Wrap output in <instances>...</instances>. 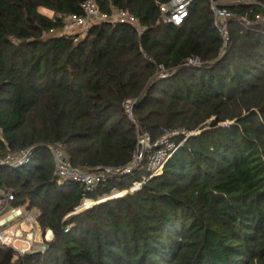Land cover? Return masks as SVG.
<instances>
[{"label":"trees","instance_id":"obj_1","mask_svg":"<svg viewBox=\"0 0 264 264\" xmlns=\"http://www.w3.org/2000/svg\"><path fill=\"white\" fill-rule=\"evenodd\" d=\"M169 1L99 0L144 33L101 23L78 39L59 33L86 0H0V154L35 147L26 165L0 167V190L38 212L47 247L21 256L0 245V264H264V25L229 22L224 50L208 0H195L181 27L160 21ZM214 1L238 16L263 12L264 0ZM127 101L154 140L193 135L140 190L70 216L84 190L56 176L48 146L62 144L78 168L126 166L136 147ZM141 181L114 178L86 198Z\"/></svg>","mask_w":264,"mask_h":264},{"label":"built area","instance_id":"obj_2","mask_svg":"<svg viewBox=\"0 0 264 264\" xmlns=\"http://www.w3.org/2000/svg\"><path fill=\"white\" fill-rule=\"evenodd\" d=\"M99 0H86L82 5L84 16H70L64 21L63 30L59 36L75 33L76 31L88 32L93 26L101 23L118 24L129 23L138 27L139 33L143 34L145 29L140 27L139 21L132 17L128 12L117 7L111 8V13L102 10L98 3ZM111 1V0H104ZM195 0H170L167 3L159 4L161 11L160 21L165 24H172L177 27L183 26L190 16V10ZM210 2L211 10L214 13L215 25L220 31L224 41V50L228 46L230 37L228 31L229 22H238L247 32L255 31V26L264 25V5H261L263 12L258 13L250 18L248 14L238 16L236 13L228 10L219 2L208 0ZM252 4L247 1L232 2L231 5ZM54 19V18H53ZM55 20V19H54ZM190 64L199 65L198 59H190ZM172 73L162 71L161 79L168 78ZM137 101H127L124 104V110L128 118L136 126V147L132 154L129 164L119 168L113 167H99L94 169L78 168L73 166L71 159L62 144L49 145L48 150L51 153L55 168L56 176L63 180H68L72 183L80 185L84 190V200L81 207L77 208L76 212L70 216L77 215L84 210L83 206L90 200L86 198L87 194L93 193L101 184L108 180L124 177V176H141V182H135L133 186L124 192H117L118 194L111 196L113 198L121 197L122 193H133L140 190L143 184L150 179L162 174L166 164L173 158V156L180 150L185 141L193 135L184 130L165 131L164 134L157 140H154L151 135L145 132L142 126L134 118V108ZM184 138L177 141L179 137ZM35 147L22 150L18 153L0 154V167H21L30 162ZM124 196V195H122ZM111 197L101 199L95 204L104 202ZM14 200V196L6 189L0 190V245L13 248L19 255L23 256L29 252H45L47 250L45 243L36 242V232L29 234L28 247L26 250H18L13 242V235L10 236L7 230L4 229L10 222H19L36 228V219L38 213L33 211H26L25 208H14L10 206V202ZM94 204V205H95ZM93 206V205H92ZM90 206V207H92ZM89 209V208H88ZM17 224V223H16ZM21 225V224H20ZM16 236L19 237V231ZM45 240L50 241L48 232L45 235Z\"/></svg>","mask_w":264,"mask_h":264},{"label":"rangeland","instance_id":"obj_3","mask_svg":"<svg viewBox=\"0 0 264 264\" xmlns=\"http://www.w3.org/2000/svg\"><path fill=\"white\" fill-rule=\"evenodd\" d=\"M39 11L42 14H44L45 16L49 17V18L53 19L55 17V14L53 12L48 11V10H46L44 8H41ZM75 33H76V35H79L78 39H83V38H85L87 36V32L86 31H83V32L76 31ZM117 194H118L117 192H114V193H112V196L116 197L115 195H117ZM124 195H125V193H124ZM90 205H92V202L90 203ZM33 212L36 213V214L38 213L36 210H34ZM21 220L22 219L18 220L19 222H16L17 224L16 223L13 224L15 229H12V230L10 229L9 231H7L8 232L7 234L10 235V236H12L14 234L12 239H13V242H14V240L16 242L15 243L16 248L18 250H22V249L26 250V248L28 247V239L27 238L30 237L29 234L33 233L34 231L37 233L36 242L42 243L41 234L39 232H37L36 228L33 230L32 227L23 224V222ZM17 231H19V237L16 236V234L18 233Z\"/></svg>","mask_w":264,"mask_h":264},{"label":"crops","instance_id":"obj_4","mask_svg":"<svg viewBox=\"0 0 264 264\" xmlns=\"http://www.w3.org/2000/svg\"><path fill=\"white\" fill-rule=\"evenodd\" d=\"M15 222H10V223H8V225L6 226V227H4V229H6L7 231H9L10 229L12 230V229H15V227H14V224ZM48 238L49 239H52L53 238V234H52V232H48Z\"/></svg>","mask_w":264,"mask_h":264},{"label":"bare ground","instance_id":"obj_5","mask_svg":"<svg viewBox=\"0 0 264 264\" xmlns=\"http://www.w3.org/2000/svg\"><path fill=\"white\" fill-rule=\"evenodd\" d=\"M122 195H124V193H122ZM111 198H113V197H111ZM109 199H110V198H109ZM91 202H92V205L95 204L93 201H89V202H87V204H86L85 206L82 207L81 210H84V209H88V208H90V206H92V205H89ZM88 205H89V206H88Z\"/></svg>","mask_w":264,"mask_h":264}]
</instances>
